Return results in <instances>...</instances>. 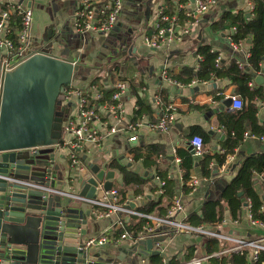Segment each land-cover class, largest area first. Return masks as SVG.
I'll return each mask as SVG.
<instances>
[{
    "label": "crops",
    "instance_id": "obj_1",
    "mask_svg": "<svg viewBox=\"0 0 264 264\" xmlns=\"http://www.w3.org/2000/svg\"><path fill=\"white\" fill-rule=\"evenodd\" d=\"M181 1L123 0V10L113 30L109 33L89 32L86 37L78 36L74 27V16L81 9L82 0H0V13L7 8L9 2H22L30 6L34 12L32 26L34 47L40 46L38 42L45 27L58 18L62 37L61 41L53 44L51 51L56 56L80 63L83 69L77 80L73 81L76 85L88 86L94 79H105L107 73L112 76L118 73L126 79L129 87L123 97L126 115L124 122L119 126L123 127L125 123L137 118L138 105H143L145 110L143 113L148 114V121L157 118L162 104L177 105L176 122L167 132L143 128L138 141L130 142L129 133L121 131L106 138L102 144L85 142L80 149L81 157L88 166L99 164L106 173L114 171L113 187L120 190L123 199L130 200V207L138 210V207L146 204L148 200L161 199L162 208L152 214L163 216L167 213L173 196L178 194L184 200V211L178 215V219L195 225L204 224L217 228L233 236L248 239L264 238V227L255 226L250 222L248 203L250 198L244 199L237 217L238 224H222V221H217L220 208L215 204L221 199L223 189L236 175L242 161L247 156L264 152V140L244 135L245 131L264 134V61L261 62L259 70L250 64L251 37L241 41L235 49L231 38L234 28L226 29L221 26L215 28L213 25V22L219 20L225 12L243 13L246 18L253 17L254 0H219L216 6L201 15L187 34H181L180 30L187 20L186 12L191 11L194 4H188L187 0ZM179 5L182 6V10L179 12L181 25L179 24L180 28L176 31L177 38L162 42L157 48L147 45L144 36L156 34L154 23L158 12L164 9L170 14H177ZM52 12L55 16L51 15ZM10 22L12 28L19 27V18L15 15L11 16ZM204 46H209L219 54L220 61L216 66L220 68L221 74L210 71L208 75L191 77L190 69L194 68L197 71L203 63L204 56L198 49ZM2 59L0 51V63ZM234 60L251 76L247 92L255 91L253 98L248 93L236 91L237 83L226 73ZM174 80L181 84L175 83ZM234 93L243 99L244 105L241 109H235L233 103L230 106L225 104V100ZM110 101V95L107 93L103 103L101 102L99 113L103 121L114 125L117 121L109 109ZM234 132L237 133L239 142L234 150L230 151L226 142L228 139H234ZM195 134L204 137L205 152L202 156H195L190 150V139ZM70 137L64 134V139ZM173 147L177 148V153L182 157L180 164L174 159ZM130 152L133 154L132 160L127 158ZM182 152L189 156L187 159H191L189 179L193 176L207 178L195 191H191L189 187L188 191L184 188L189 179L184 180ZM68 153L67 146L58 150L61 171L67 172L64 189L80 192L83 187L82 181L78 178L81 176L79 177L76 168L69 167ZM62 155L65 159H62ZM216 155H225V161L220 164L216 159H212L207 166L210 174L206 176L201 161L205 156L215 158ZM113 161L117 165L112 166ZM119 166H125L137 173L144 182L124 184ZM160 179L168 180L165 193H160ZM168 185L171 186L172 192L168 190ZM254 185L263 200L260 211L264 213L262 174H254ZM221 205L224 210L223 219H235L227 207V202L222 201ZM119 218H123V225L117 223ZM88 220L91 226L88 236L95 238L108 235L115 239L106 244L105 251L110 257L115 258L116 264H157L151 261L154 249L150 256L147 255L148 239L162 242L164 251L161 252L167 254L166 256L161 254L162 263L164 257H167L168 263L171 260L181 261V264L187 263L194 257L211 255L231 245L228 241L222 244V241L217 240L216 250L208 253L206 245L211 237L175 233L169 226H163L148 234L138 246L130 236L122 238V234L138 231L134 226L140 220H144L142 228L147 223L144 217L114 214L110 219L98 220L90 215ZM153 244L156 245L155 242ZM191 247H194V256L187 260L185 257ZM142 251H147L144 262ZM245 257L248 264H255L248 256ZM214 258L219 260L218 257ZM219 263L220 261H214L212 258L207 260V264Z\"/></svg>",
    "mask_w": 264,
    "mask_h": 264
},
{
    "label": "water",
    "instance_id": "obj_2",
    "mask_svg": "<svg viewBox=\"0 0 264 264\" xmlns=\"http://www.w3.org/2000/svg\"><path fill=\"white\" fill-rule=\"evenodd\" d=\"M51 15L55 16L54 12ZM61 37L60 21L56 18L45 27L38 42L40 50L34 52L29 49L27 58L5 72L2 78L0 264L117 263L105 251L106 244L86 246L91 239L88 236L90 204L55 192L68 191L64 189L67 172L61 171L59 149L43 150L39 155L9 151L64 143L63 122L67 120L72 107L62 104V113L58 115L57 105L58 101L66 99L65 86L73 80L81 65L49 53L53 44L61 41ZM232 102V97L225 100L229 106ZM61 157L65 159L64 155ZM38 166L44 168L38 169ZM89 167V170L79 173L82 180L78 179L83 187L80 194L91 196L96 191L98 181L104 179V189L111 190L114 171L106 173L99 164ZM103 194L102 191L99 193L100 196ZM154 242L157 240L148 239V250L152 249ZM146 252L142 251L144 257ZM153 254L167 255L156 249ZM147 255L150 256V253L147 252Z\"/></svg>",
    "mask_w": 264,
    "mask_h": 264
},
{
    "label": "built area",
    "instance_id": "obj_3",
    "mask_svg": "<svg viewBox=\"0 0 264 264\" xmlns=\"http://www.w3.org/2000/svg\"><path fill=\"white\" fill-rule=\"evenodd\" d=\"M182 2L181 0H178ZM188 4H194V8L191 11L186 12L187 20L180 30L181 34H187L191 28L199 21L201 15L206 11L216 6L219 0H187ZM179 3V2H177ZM81 9L76 12L74 16V27L76 33L86 37V34L91 33H109L115 27L120 14L123 10V0H82ZM254 8V4L252 6ZM182 10V6H178V13L170 14L164 9L158 12L157 20L154 23L156 34L153 36H144V42L154 48L160 47L162 42L171 41L177 38V28H180L179 24V12ZM15 15L19 18V27L14 29L10 25L11 16ZM34 12L30 6L24 5L22 2H9L7 8L0 13V51L3 55L2 62L0 63V89L2 84V78L5 72L14 69L20 62L27 58V52L29 49H33L34 52L39 51L40 47L32 46V26H33ZM240 43H234L235 49ZM220 56L215 59L218 65ZM77 63V61H73ZM110 70V69H109ZM104 78L94 79L89 82L88 86H78L73 81L78 78V73L73 80L65 86L64 95L66 99L62 104L68 106L70 101H74V109L70 112L67 120L63 122V137L64 134L70 135L69 139H64L63 144L54 145H39L30 146L25 148L12 149L16 153H22L24 151L30 152L32 155H39L43 150L47 149H62L67 146L69 149L68 161L70 168H76L79 173L85 172L90 169L83 157H81L80 149L85 142H93L96 144H102L106 138L113 134L125 131L129 133L128 140L130 142L138 141L140 137V131L143 128H150L156 132L169 131L176 122L177 105L175 103L162 104L160 112L156 119L148 121V114L142 113L133 121H129L119 126L124 121L126 115V109L123 101L124 95L128 92V83L126 79L122 78L118 73L114 76L105 74ZM175 83L181 84L174 80ZM110 91V104L109 109L113 113L117 124H110L108 121H103L102 115L99 113V109L102 106L103 99ZM1 95V90H0ZM233 99V107L235 109H241L244 105L243 99L239 94L231 95ZM245 137H258L264 140V135H259L250 131H245ZM204 137L195 134L190 139V150L195 156H202L205 152ZM174 159L177 164L182 162V157L177 153V148L173 147L172 151ZM129 160L133 159V154L130 152L127 155ZM93 176L94 173L91 171ZM264 176V175H262ZM207 180V178H201L197 176L191 177L187 181V186L191 191H195L201 183ZM160 193H165L168 180L160 179ZM105 179L99 180L96 186V191L91 195H81L79 191H60L55 192L65 193L74 200L81 202H87L91 206V215L95 219H110L114 214H131L144 217L147 223L143 227L135 231L132 234L123 233L122 238L130 236L137 244L139 241L146 239L147 235L153 233L163 226H169L175 233H187L203 235L206 237L215 238L218 241H228L231 245L217 253L211 255H205L203 257H194L187 263L183 264H203L212 257H218L220 261L223 256L230 252H238L241 255H246L255 264H264V259L261 258L264 254V238L248 239L244 237H238L223 233L217 228H211L204 224H193L186 220L178 219V215L184 211V200L181 195H174L172 203L167 210V213L163 216L154 214H148L141 212L135 208L130 207V200L123 199L118 188L112 187L111 190L104 189ZM104 194L99 195L100 192ZM249 218L251 224L255 226H263L264 221L254 217L251 209V201L249 200ZM262 210V208H261ZM118 224L123 225V218L118 219ZM238 224L239 218L222 220V224ZM115 239L108 235H102L100 237L91 238L87 241L86 246H101L109 242H113ZM155 247H152L148 252L151 253L153 249L164 251L162 242L157 241ZM147 257L143 258V262ZM163 264H169L167 257H164ZM219 264H222L220 262Z\"/></svg>",
    "mask_w": 264,
    "mask_h": 264
},
{
    "label": "trees",
    "instance_id": "obj_4",
    "mask_svg": "<svg viewBox=\"0 0 264 264\" xmlns=\"http://www.w3.org/2000/svg\"><path fill=\"white\" fill-rule=\"evenodd\" d=\"M254 8L252 10L253 17L246 18L243 13H232V12H225L223 16L213 22L215 28L221 26L222 28H234V33L231 34L232 42L240 43L241 41H246L251 37V47H250V57L249 61L250 64L256 68H261V62L264 61V0H254L253 2ZM226 22V24H223ZM199 53H202L204 56L203 63L200 65L199 69L196 71L194 68L190 69L189 76L199 75L204 76L208 75L210 71L221 74L220 68L217 67L215 59L218 57V53L211 50L209 46L200 47L198 49ZM51 54L54 55L53 51ZM78 74L81 73V70ZM184 73V72H182ZM226 73L232 77L233 82L237 83L236 91L240 93H248V95L253 98L255 95V91L247 92L249 86L248 81L250 80L251 76L248 72H246L240 65L234 60L231 65L229 66ZM110 95V91L108 92ZM143 105L139 106L136 110V117L141 115L145 110H143ZM257 133V132H256ZM260 135H264L262 133H258ZM234 139L227 140L226 145L227 149L232 151L238 145L239 137L236 132H234ZM181 155L184 158V180L189 179V169L191 168V159L186 158L189 157L185 155L183 152ZM212 159H216L218 163L222 164L225 161V155L219 156L216 155L215 158L210 156H205L204 159L201 161L202 168L204 169V174L207 176L210 174V170H208V164ZM112 166L117 165L115 161L111 163ZM120 170L123 173L124 184H141L144 182V179L141 178L137 173L130 171L128 168L119 166ZM260 173L264 175V152L256 153L254 155L247 156L241 163L236 175L233 179L227 184V186L223 189L221 193V199L216 201L215 204L220 208L217 216V221H222L223 219V208L221 205L222 201L227 202V207L232 215L233 218L238 217V213L242 209L244 204L245 198H250L251 201V209L253 212L254 217L261 219L264 221V213L260 211L263 200L261 195L255 188L254 185V174ZM185 186L184 188H187ZM171 186L168 185V190H170ZM188 191V188H187ZM172 192V190H170ZM240 192H243L242 195H239ZM161 199L159 200H148V202L144 205L138 207V210L145 213H155L159 211L162 207ZM144 223V220H140L134 226V229L139 230ZM206 251L208 253L214 252L217 246V239L209 238L208 244L206 245ZM194 256V247H191L189 254L185 257L187 260H190ZM264 259V254L261 256ZM214 261H220L216 258L212 257ZM151 261L157 264L162 263V256L161 254H152ZM222 264H248L246 257L241 255L238 252H230L227 253L222 260L220 261ZM169 264H181V261L171 260Z\"/></svg>",
    "mask_w": 264,
    "mask_h": 264
},
{
    "label": "rangeland",
    "instance_id": "obj_5",
    "mask_svg": "<svg viewBox=\"0 0 264 264\" xmlns=\"http://www.w3.org/2000/svg\"><path fill=\"white\" fill-rule=\"evenodd\" d=\"M44 32V31H43ZM40 38H42V35H41V37ZM48 52V51H47ZM52 51L51 50H49V53H51ZM1 78V77H0ZM77 79H74V81H76ZM62 102H65V101H58V105H57V114L58 115H60L62 112H61V110H60V107H61V105H62ZM69 104H70V106L72 107V110L74 109V106H75V103H74V101H70L69 102ZM44 167H41V166H38V169H43ZM36 170H34V172H35ZM35 173H37V171L35 172ZM118 178V177H117ZM116 178V179H117ZM86 207H88V205L85 203L84 204ZM90 228H91V226H89V231H90ZM157 238H159V237H157ZM159 239H162V240H164L165 238L164 237H161V238H159ZM225 241H222V244L224 243Z\"/></svg>",
    "mask_w": 264,
    "mask_h": 264
}]
</instances>
